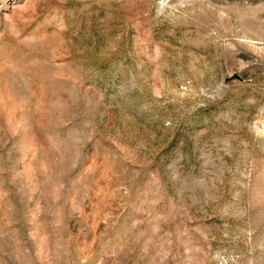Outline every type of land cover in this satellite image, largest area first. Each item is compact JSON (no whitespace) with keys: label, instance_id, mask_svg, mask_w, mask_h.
<instances>
[{"label":"rangeland","instance_id":"rangeland-1","mask_svg":"<svg viewBox=\"0 0 264 264\" xmlns=\"http://www.w3.org/2000/svg\"><path fill=\"white\" fill-rule=\"evenodd\" d=\"M0 264H264V0H0Z\"/></svg>","mask_w":264,"mask_h":264}]
</instances>
